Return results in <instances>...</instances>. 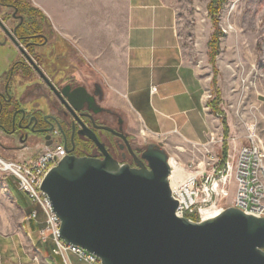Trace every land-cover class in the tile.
<instances>
[{
  "label": "water",
  "instance_id": "water-1",
  "mask_svg": "<svg viewBox=\"0 0 264 264\" xmlns=\"http://www.w3.org/2000/svg\"><path fill=\"white\" fill-rule=\"evenodd\" d=\"M0 29L18 44L1 19ZM28 62L72 115L85 105L91 118L102 110L97 103L103 95L98 83L94 93L83 86L58 89L31 58ZM10 78L4 83L9 96ZM92 126L116 133L106 124ZM80 132L102 156L77 155L65 142L66 155L40 185L60 220L59 235L66 243L95 255L100 264H264V217L233 206L202 221L178 217L169 156L163 147L149 142L135 166H130L112 158L83 122ZM45 139L50 145L51 140Z\"/></svg>",
  "mask_w": 264,
  "mask_h": 264
},
{
  "label": "crops",
  "instance_id": "crops-1",
  "mask_svg": "<svg viewBox=\"0 0 264 264\" xmlns=\"http://www.w3.org/2000/svg\"><path fill=\"white\" fill-rule=\"evenodd\" d=\"M107 1L104 8L64 9L61 16L54 9L41 10L49 14L54 36L60 34L83 58L88 76L86 84L89 87L94 82L100 85L102 105L120 115L130 130L156 142L169 156L179 155L184 160L191 156V146L195 147L196 156L203 154L206 148L213 151L217 143L208 145L207 142L210 134L217 137L216 120L206 107L202 79L184 58L176 10L166 4H160L166 7L158 9H128L127 1L132 6L141 4L138 0L136 3L133 0ZM13 59L14 55H0L3 69L2 73L0 70V90ZM59 65L58 59L55 66ZM68 70L66 73L72 77H81L74 68ZM16 77L18 88L22 77ZM13 92L16 97L23 96L21 92L18 95ZM260 105L264 119V98ZM43 221L34 219L28 223L29 230L37 235L35 250L45 264H64L61 257L52 253L51 240L42 242L38 238L37 231ZM68 257L71 264L73 261L89 264L74 253H69Z\"/></svg>",
  "mask_w": 264,
  "mask_h": 264
},
{
  "label": "rangeland",
  "instance_id": "rangeland-1",
  "mask_svg": "<svg viewBox=\"0 0 264 264\" xmlns=\"http://www.w3.org/2000/svg\"><path fill=\"white\" fill-rule=\"evenodd\" d=\"M133 1L136 3V0ZM23 2L28 3L33 9L40 10L44 15L43 19L36 17L40 26L44 31L54 33L49 14L41 9L49 11L54 9L56 14L61 16L65 12L64 9H100L108 1L23 0ZM208 2L209 0H138L141 6H132L131 2L127 1L125 7L158 9L166 7L160 4H166L170 9L176 10L177 28L184 58L194 67L203 81L209 113H213L209 104L215 98V91L220 92L218 105L228 126L226 153L236 156L239 147L246 143L245 124L255 122L264 142V119L260 105V100L264 98V0H227L218 13V26L214 24L208 13ZM11 11L3 8L0 11V19H4V23H11L5 18L9 17ZM22 16L25 18L27 15L23 13ZM215 28L221 30V36L218 41L217 55L212 63L209 57L208 41ZM55 38H57L55 55H62L59 58V63L62 64L57 68L62 67L64 62L68 63L69 70L74 68L75 72H79L81 77L76 78L86 84L88 76L85 73L86 66L83 58L73 51L74 49L60 34L56 33ZM4 54L12 57L15 52L9 43L5 42L0 30V55ZM214 69L217 70L215 85L211 82ZM0 70L2 73V67ZM36 81L35 78H28L16 88L19 81L17 77H13L9 82V89L18 95L24 85L33 84ZM44 99L45 96H41L35 100L42 103ZM105 115L100 114L102 120L113 119ZM214 117L217 125V130H214L217 133V139H221L223 135L221 117L216 114ZM140 136L146 139L147 144L153 142L141 134ZM194 148L191 146L192 154L187 160L179 155H168L169 163L175 169L178 179L188 177L190 170H195L193 167L190 169L186 166L191 160L196 163L202 160L201 156H196ZM28 153L24 151L22 155L21 152H17L14 157H9L0 148V157L4 160L22 161L29 156H34ZM213 153L217 156L222 155V143H217ZM181 165L184 167L183 171ZM16 185L15 176L0 167V264H45L43 257L35 250L34 243L37 235L28 227V223L34 219L27 218L32 210H36L35 219L43 220L44 212L37 203H32L24 192L18 190ZM234 192L235 183L231 178L224 184L220 183L215 199V209L222 210L228 207ZM73 263L77 264V261Z\"/></svg>",
  "mask_w": 264,
  "mask_h": 264
},
{
  "label": "flooded vegetation",
  "instance_id": "flooded-vegetation-1",
  "mask_svg": "<svg viewBox=\"0 0 264 264\" xmlns=\"http://www.w3.org/2000/svg\"><path fill=\"white\" fill-rule=\"evenodd\" d=\"M2 8L12 10L9 17H5L11 23H3L18 43L17 45L14 44L2 32L5 42H8L15 52L5 82L9 77H11V81L16 75H21V82L26 81L30 76H35L37 81L25 93L23 92L31 84L24 85L21 91L23 96L18 95V97L8 87L9 96L5 92L3 84L0 90V148L12 153L14 156L17 152L22 154L24 151L29 152L30 155H35L46 145L45 138L47 136L51 143L54 140L66 142L69 148H74L73 152L77 155L102 156V152L93 141L80 132L81 123L83 122L92 128L100 141L104 143L112 158L119 163L135 166L147 147L146 139L140 136L141 133L130 130L120 115L104 107L101 102L102 97L97 99V103L102 107V110L92 114V118L88 115L91 114V110L86 105L77 112V116L72 115L60 103L50 88L38 78L36 71L28 62V58L35 62L58 89H62L66 85H69L70 89L83 86L88 92L94 93L97 90V82H94L89 88L81 80L72 77L69 73L67 74L68 63L64 62L61 69L56 68L55 63L62 56L55 55L54 48L57 38L54 37V33L44 31L40 24L26 22L13 3L0 2V11ZM20 16L23 17L22 21ZM18 48H21L23 52H20ZM64 73L66 74L64 75ZM41 96H45L42 103L35 100ZM102 113L113 119L111 121L102 120L100 117ZM13 117L14 123L12 122ZM93 122L96 125H109L116 133L95 128L92 126ZM1 126H3V129Z\"/></svg>",
  "mask_w": 264,
  "mask_h": 264
},
{
  "label": "built area",
  "instance_id": "built-area-1",
  "mask_svg": "<svg viewBox=\"0 0 264 264\" xmlns=\"http://www.w3.org/2000/svg\"><path fill=\"white\" fill-rule=\"evenodd\" d=\"M245 127L246 143L239 147L236 156L230 153L217 156L206 148L200 155L202 160L197 163L191 160L186 165L195 170H190L189 176L181 179L176 177L175 169L170 165L169 182L171 195L178 203L175 210L178 217L202 221L216 216L221 211L215 209L217 189L220 183L224 184L229 178L235 183V192L228 207L233 206L246 214L264 217V142L255 122L245 124ZM223 140V135L217 139L210 134L207 144L223 143ZM66 153L64 143L54 140L50 145H44L34 156L22 161L4 160L1 157L0 160L6 162L3 165L5 170L15 176L18 190L24 192L32 203H37L44 212L43 226L37 231L39 240H51L52 253L61 257L64 264H71L69 253H74L86 263L100 264L95 255L66 243L60 237V220L52 211L46 194L40 189L45 175ZM181 168L183 171L184 167ZM36 217L37 211L32 210L27 218Z\"/></svg>",
  "mask_w": 264,
  "mask_h": 264
},
{
  "label": "trees",
  "instance_id": "trees-1",
  "mask_svg": "<svg viewBox=\"0 0 264 264\" xmlns=\"http://www.w3.org/2000/svg\"><path fill=\"white\" fill-rule=\"evenodd\" d=\"M227 0H209L207 4V10L213 22L216 26H218V13L222 8V5ZM0 2H10L13 3L15 7H17L20 13H26L25 21L33 22L39 24V21L36 17L44 18L42 12L38 9H33L29 7L28 3L23 2V0H0ZM221 36V30L219 28H215L213 34L211 35L210 40L208 41L209 46V57L210 61L214 63L215 57L217 55L218 41ZM216 73L217 70L214 69V75L212 76L211 82L213 85L216 84ZM220 100V92L218 90L215 91V98L210 102L209 106L214 114L221 117V122L223 125V143H222V154H225L227 151V136H228V126L225 117L223 116L221 109L219 108L218 102Z\"/></svg>",
  "mask_w": 264,
  "mask_h": 264
},
{
  "label": "bare ground",
  "instance_id": "bare-ground-1",
  "mask_svg": "<svg viewBox=\"0 0 264 264\" xmlns=\"http://www.w3.org/2000/svg\"><path fill=\"white\" fill-rule=\"evenodd\" d=\"M2 162H3V161H2ZM2 162H1V160H0V167H1V169H5V168L3 167V165L6 164V162H3V163H2Z\"/></svg>",
  "mask_w": 264,
  "mask_h": 264
}]
</instances>
